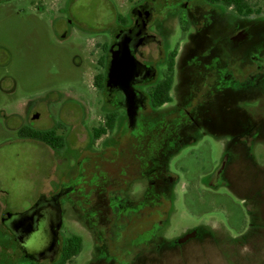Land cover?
I'll return each mask as SVG.
<instances>
[{
	"label": "rangeland",
	"instance_id": "374dc122",
	"mask_svg": "<svg viewBox=\"0 0 264 264\" xmlns=\"http://www.w3.org/2000/svg\"><path fill=\"white\" fill-rule=\"evenodd\" d=\"M145 1L0 0V264H27L4 216L30 210L53 191L70 193L62 202L61 236L84 239L83 251L72 264H264V84L248 87L241 101L248 116L256 114L252 132L257 136H247L243 127L242 136H228L205 124L212 116L222 121L216 114L220 99L216 102L206 92L199 125L189 124L183 134L189 140L171 155L177 199L155 245L146 247L140 236L125 234L107 216L90 219L84 213L88 209L82 210L87 203L82 186L72 188L71 178L81 169L80 182L88 183L97 150L107 149L106 135L98 149L93 138L109 114L120 116L115 135L121 130L131 133L125 110L111 106L95 82L105 74L103 63L116 29L122 26L120 18L131 21L132 8ZM172 1L153 0L162 14ZM252 5L256 14H262L252 21L264 25V0H253ZM195 8L198 22L210 16L215 31L225 22L229 35L235 20L242 19L203 0L195 2ZM165 18L154 31L170 48L183 40L173 93L177 102L154 112L151 120L160 113L177 116L188 102L189 49L198 22L190 18L192 31L186 35L177 14ZM241 54L238 50L230 56L227 49L223 57L243 61ZM198 97L202 99V90ZM146 117L144 113L142 118ZM23 128L56 129L65 148L55 151L43 142L22 138ZM159 243L166 245L160 249Z\"/></svg>",
	"mask_w": 264,
	"mask_h": 264
},
{
	"label": "flooded vegetation",
	"instance_id": "af4514ba",
	"mask_svg": "<svg viewBox=\"0 0 264 264\" xmlns=\"http://www.w3.org/2000/svg\"><path fill=\"white\" fill-rule=\"evenodd\" d=\"M199 1L202 0H174L170 3L169 11L162 14L158 12L156 3L153 0H148L132 8L131 21L120 18L122 26L116 29L114 42L110 48L111 52H107L105 62L103 61V68L106 69L104 74L105 89L103 90L111 106L125 110L128 121L126 129L131 133L121 130L122 132L115 135L114 132H108L105 134L109 140L106 144L107 149H98V142L103 141L104 136H100L96 140L93 138V143L98 150L93 169L90 172L91 179L87 181L88 183L81 184L80 180L84 177L82 169L78 172V176L75 174L71 178L74 179L71 182L74 186L72 188L78 190L79 184L83 188V197H86L87 207L84 206L82 210L88 209V213L86 211L84 213L88 214L90 219L97 216L106 218L107 216L109 220L113 221L112 224L120 225L126 232L125 234L134 238L140 236L146 247L155 245V238H160L159 231L164 228L175 207L176 179L170 169L171 155L189 140L190 136L183 135L188 126L199 125L201 112L204 111L202 106L205 103L206 92L210 91L212 100L220 99L219 110L216 114L223 122L219 123L210 114L212 118L204 120L205 124L212 126L213 129H222L229 134L228 136L231 133L242 136L243 133H239L242 127L247 130V136H257L252 132L255 129L254 116L256 114L248 116L247 112L242 110L241 101L245 96L243 92L248 87L256 89L257 86L264 84V25L252 21L253 18L261 17L262 14L254 12L253 0H250L253 13L247 15H240L234 6L228 7L224 3L203 0L209 6H224L242 18L235 20L236 23H233L235 30L229 35L226 28L224 29L225 22L219 24L215 31V22L210 16L203 17L199 20L200 22L197 21L198 10L195 8V2ZM171 14L175 16L177 14L178 24L180 23L181 31L186 35L192 31L190 18L193 16L198 22L196 24L197 32L189 49L192 62L187 68L188 91L185 98L187 97L188 102L180 108L177 116L175 112L160 113L155 120H151L152 118L149 116H155L154 112L162 110L168 104L177 102L173 93L179 68L180 49L178 46L183 43V40L174 48H170L167 46L165 38L154 31L155 24L158 21H165L169 17L165 18V16ZM226 26L229 29V24ZM125 41L131 49L132 55L144 67L143 76L133 84L138 93L137 107L139 109L135 126H131L129 123V105L124 100L121 91L108 86L113 52L117 51L120 43ZM227 49H229L230 56L241 50V55H245L244 60H225L223 52L225 53ZM173 61L172 101L155 107L161 97L156 96L154 99L152 93L160 83L166 80L167 76L171 75ZM193 81L197 82L196 85H193ZM201 90L202 99L198 97ZM194 98H196L194 100L196 103L193 101ZM253 106L255 108L254 100ZM144 113L147 115L146 118L149 117L148 119L142 118ZM111 114H117L119 121L118 112ZM178 118L180 121L177 120ZM137 131L140 133H136ZM235 140L236 138L233 136V142ZM220 174L221 172L218 173V175ZM69 195L70 193L53 191L48 196H42L35 205L38 203L43 205L42 207L47 210L46 212L52 219L56 215L54 211L58 205L64 214L62 202L65 196ZM82 210L79 209L80 213ZM102 211L105 213L101 214ZM7 214L3 218L6 227L9 226V221L6 220ZM129 221H132L133 224L130 225ZM62 227L58 239L59 252L55 259L50 257L43 260L26 259L31 262L49 264L58 261L66 242V239L61 236ZM51 245L42 247L47 256L50 255ZM163 245L166 244L159 243L158 248L161 249ZM24 256L26 257L25 253Z\"/></svg>",
	"mask_w": 264,
	"mask_h": 264
},
{
	"label": "water",
	"instance_id": "95a60500",
	"mask_svg": "<svg viewBox=\"0 0 264 264\" xmlns=\"http://www.w3.org/2000/svg\"><path fill=\"white\" fill-rule=\"evenodd\" d=\"M144 74L143 65L132 55L127 42H122L119 49L113 52L108 86L119 89L124 100L128 103V118L131 126H135L138 118V93L133 87ZM38 116L36 115L35 118ZM40 203L23 213H8V228L23 249L26 258L43 260L47 257L55 259L59 252L58 239L63 226V214L60 205L56 207V214L50 219L47 210ZM51 245L50 255L45 253L46 245Z\"/></svg>",
	"mask_w": 264,
	"mask_h": 264
},
{
	"label": "trees",
	"instance_id": "16d2710c",
	"mask_svg": "<svg viewBox=\"0 0 264 264\" xmlns=\"http://www.w3.org/2000/svg\"><path fill=\"white\" fill-rule=\"evenodd\" d=\"M213 3H224L226 6H234L240 15H247L253 13L250 0H210ZM155 91L152 93L153 98L160 96L161 99L155 107H160L166 103L172 101L171 90L174 85V61L172 62V73L167 76ZM105 76L99 75L96 78V84L102 90L105 89ZM154 98V99H155ZM118 122L117 114H109L102 126L94 130V139H98L100 136L107 134L108 132H113L116 128ZM22 138L34 139L49 145L55 151H61L65 148V139L63 136L59 135L56 129L52 130H35L31 128H23L20 131ZM84 240L79 235H72L70 238L66 239L64 243L61 256L53 264H72L73 260L77 258L83 251ZM27 264H49V263H36L27 260ZM51 264V263H50Z\"/></svg>",
	"mask_w": 264,
	"mask_h": 264
}]
</instances>
